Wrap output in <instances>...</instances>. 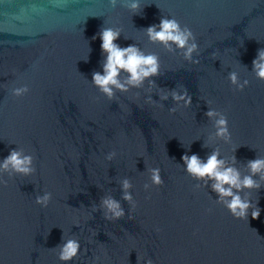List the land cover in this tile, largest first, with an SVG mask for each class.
I'll use <instances>...</instances> for the list:
<instances>
[{
	"label": "water",
	"instance_id": "1",
	"mask_svg": "<svg viewBox=\"0 0 264 264\" xmlns=\"http://www.w3.org/2000/svg\"><path fill=\"white\" fill-rule=\"evenodd\" d=\"M137 2L0 0V161L16 149L34 168L5 173L0 185L2 264H93L96 256L95 264H143L145 256L155 264H264V179L248 164L264 158V79L253 66L264 49V0ZM161 17L192 30V59L174 42L149 39L147 27ZM103 28L119 32L121 48L155 54L158 74L126 90L110 85L111 97L101 91L93 73L103 74ZM233 71L247 79L242 89ZM128 75L121 69L118 79ZM221 117L227 139L217 134ZM214 150L241 179L259 183L233 187L260 207L258 217L249 207L247 219L234 218L214 180L186 171L184 154L206 161ZM106 198L122 215L112 216ZM68 239L79 248L64 261Z\"/></svg>",
	"mask_w": 264,
	"mask_h": 264
},
{
	"label": "clouds",
	"instance_id": "2",
	"mask_svg": "<svg viewBox=\"0 0 264 264\" xmlns=\"http://www.w3.org/2000/svg\"><path fill=\"white\" fill-rule=\"evenodd\" d=\"M133 8H138L139 3L137 0H133L131 5ZM149 39L153 41H159L166 47H170L169 42H174L177 47L184 48V56L187 59H192L191 53L197 49V43L192 30L185 26L181 29L179 21L175 18L161 17L159 24H152L147 27ZM101 48L107 52L106 60L103 65V74L100 72L93 73V83L96 84L101 91L108 94L111 97L113 88L110 85H114L116 88L126 90L129 84L138 86L144 78L151 75H156L159 72V58L153 54H144L136 46L129 45L121 48L114 43V39L119 36V32L112 28H103L100 31ZM198 62V61H193ZM253 66L256 70V75L264 79V49L258 50V56L253 60ZM125 70L129 75L126 77L125 82H121L118 79V73L120 70ZM229 79L233 84H236L238 89H242L245 84L248 83L247 79L240 83L237 79L235 71L229 73ZM14 95L19 96L20 94L27 92L28 88L25 85L21 88H14ZM173 98L176 100L183 99L185 104L191 102V97L187 96L186 93L176 94L173 92ZM207 115H213V111L209 110ZM217 124L220 125L218 128V135L224 136L226 139L229 135L226 127V120L221 117ZM182 159L185 161L186 171L197 178L207 177L214 180L212 188L216 190L220 197H230V199L222 200L230 214L234 218L247 219L249 213L247 209L252 207L250 213L251 217L256 218L260 214V207L252 206V202L248 199H242L238 192H233L235 189L243 187L248 188H259V183L255 181L252 176L245 175L242 179L239 176V172L232 166H224L225 160L223 158L218 159V152L213 151L208 155L206 161H202L196 154H184ZM234 159V157H233ZM32 156L22 155V152L13 149L9 154L0 161V185L7 184L5 179V173L7 177L11 178L13 172L17 173H30L34 171L31 166ZM249 167L253 173L259 172L261 179H264V158H257L249 160ZM152 180L154 183L162 184L163 181L159 177V169L152 168ZM228 184L229 187H223L222 185ZM123 187L127 189L130 187L127 179L123 182ZM125 198L131 200V194L125 192ZM49 200V194L45 193L43 197H37V203L41 204L42 207H46ZM103 205L111 212L112 216L119 217L122 215V209L119 203L111 198L103 200ZM79 248V242L76 239H68L62 246H60L59 259L68 261L77 255ZM97 260H100L99 256L93 258V264ZM143 264H155L154 260L150 256L142 258ZM2 264V261H0Z\"/></svg>",
	"mask_w": 264,
	"mask_h": 264
}]
</instances>
